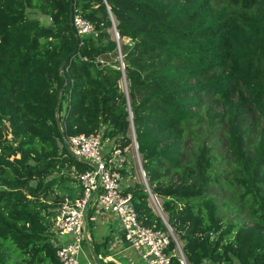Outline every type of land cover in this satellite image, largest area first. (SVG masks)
<instances>
[{"label":"trees","instance_id":"1","mask_svg":"<svg viewBox=\"0 0 264 264\" xmlns=\"http://www.w3.org/2000/svg\"><path fill=\"white\" fill-rule=\"evenodd\" d=\"M71 11L96 35L77 36ZM113 24L123 69L102 60ZM101 128L106 151L134 131L147 185L125 190L142 225L171 228L186 264H264V0H0V264H59L55 187L75 181L77 195L75 172L91 168L63 142ZM222 177L241 221L224 222L210 193ZM167 252L180 264L173 240Z\"/></svg>","mask_w":264,"mask_h":264},{"label":"built area","instance_id":"2","mask_svg":"<svg viewBox=\"0 0 264 264\" xmlns=\"http://www.w3.org/2000/svg\"><path fill=\"white\" fill-rule=\"evenodd\" d=\"M72 25L79 37L96 35L93 25L78 12L72 15ZM103 131L101 128L94 134H81L66 138L63 142L68 144L78 161L90 162L93 166L90 165L91 168L83 172H75L79 193L73 197L64 196L56 208L52 244L56 248L59 264H97L94 260L80 263L79 256L82 253L83 240L89 242L92 251L88 223L95 221L101 214L114 215L119 220L129 248L147 264H169L170 253L167 249L170 240L175 242L180 264H186L171 228L166 224V230L142 225L131 204V193L125 190L128 185L124 186L122 180L126 175V180L132 176V159L128 149L132 147L135 150L134 143L123 150L113 144L109 151H106L108 146L103 138ZM140 173L144 179L141 169ZM150 196L156 199L155 196ZM61 238H66V241H61ZM104 259L111 260L110 257ZM102 264L105 263L102 261Z\"/></svg>","mask_w":264,"mask_h":264},{"label":"rangeland","instance_id":"3","mask_svg":"<svg viewBox=\"0 0 264 264\" xmlns=\"http://www.w3.org/2000/svg\"><path fill=\"white\" fill-rule=\"evenodd\" d=\"M38 17L42 24H48L49 21L45 16L39 15ZM110 34L117 43V49L114 53L103 57L102 60L105 62L114 64L115 66L120 67V69H122V65H121L122 64L121 63V58H122L121 48L123 45L122 40L120 38H118V40L116 39L115 32L113 29H111ZM119 85L123 92L127 91V82L124 76L119 81ZM211 133H212L211 146H212L214 153L217 154L218 156H224L227 148L224 142L222 141L223 138H222L221 132L218 129H216L215 126H213L211 129ZM128 154L130 155V158L132 159V163L130 161L131 163L130 167H132V176L131 178L126 180V176H127L126 175L125 178L122 180L123 185H128V184H131L132 182H138V183L144 184V179L141 176L140 168H139L140 156L136 153V151L132 147L128 149ZM215 169L221 170L222 167H220V165H217V163L215 162ZM69 183L71 185H75V181L64 180L57 187H55V191L59 195H62V196L69 195L70 189L69 187L66 186V184L69 185ZM228 191L229 190L227 188L226 180L224 177L221 178L220 185L212 186V188L210 189V193L213 194V196L216 198V201L219 205V209H220L221 216L223 217V221L226 223H230V221H237V220L241 221L242 218L247 217V211L243 207L241 211L238 212L237 204L235 200L232 197H230V193ZM70 196L72 197L74 195L70 193ZM148 201H149V204L152 210L158 216L162 217L164 222H166V215L162 211L160 198L156 197L155 199L149 196ZM90 223H92L90 225L92 227V225L96 224L97 221L90 222ZM114 224H117L120 228L119 220L117 218H115L114 221L109 219L108 225L110 229H112ZM102 229L103 228L101 227L99 222L96 224L95 228L93 227L92 229L90 228L91 235H92V243L95 245V248H96L95 251L97 252V250H99V256H100L101 261H103L105 264H116V261H111V260L105 261L104 254L108 252L110 256L113 257L115 260L121 259V261H123L124 264H129L130 262H128L129 259L126 256V254L128 255V253H131V259L134 261V264H147L145 260L139 259L140 257L132 249H131L132 252L131 251H129L128 253L124 252L123 255L121 254L122 256L120 254L118 255L117 253H115L112 249H109V248L104 249L103 242L105 238L103 237ZM61 241H66V239L61 238ZM92 255L93 254L91 252L89 242L85 241L82 245V253L79 256V262L84 263L90 258H93V260L95 261V258Z\"/></svg>","mask_w":264,"mask_h":264},{"label":"crops","instance_id":"4","mask_svg":"<svg viewBox=\"0 0 264 264\" xmlns=\"http://www.w3.org/2000/svg\"><path fill=\"white\" fill-rule=\"evenodd\" d=\"M70 193L72 195H74L75 192H74V190H72ZM115 218L116 217L114 215L101 214L98 217V219H97V223L99 222V224L103 228L102 229L103 237L104 238H108L107 243L104 245V249H106V248L112 249L118 255L119 254L120 255L121 254L123 255L124 252L125 253H128L129 251L132 252L131 248H129L127 242L125 241V239L123 237L121 228H119V226L117 224H114V226L112 227V229H110V227L108 225L109 219H111L112 221H114ZM96 224L92 225V227L95 228ZM91 243H92V237H91ZM94 253H95V255H96L97 259H98V262L97 261H95V262L97 264H102V261L100 260V256H99V250H97V252L94 251ZM104 255H105V257H110L111 258V261H116V264H124L123 261H121V259L115 260L113 257L110 256V254L108 252H106ZM104 255H103V257H104ZM128 255L126 254V256L129 259L128 262H130L129 264H134V261L131 259V253H128ZM88 260L89 261L90 260L92 261L93 258H90Z\"/></svg>","mask_w":264,"mask_h":264},{"label":"water","instance_id":"5","mask_svg":"<svg viewBox=\"0 0 264 264\" xmlns=\"http://www.w3.org/2000/svg\"><path fill=\"white\" fill-rule=\"evenodd\" d=\"M72 15H73V13H72V11L70 12V21H72ZM112 29L114 30V32H115V37H116V39L118 40V33H117V31H116V28H115V25L113 24L112 25ZM121 63H122V58H121ZM122 69H123V63H122ZM60 70H62V66L60 67ZM61 91V90H60ZM126 94H127V91L125 92ZM57 108H58V104H57V106H56ZM56 119H57V121H59V118H58V112H56ZM60 126V125H59ZM133 133H134V131H133ZM134 137H133V139H134V146H135V151H136V153L138 152L137 151V143H136V139H135V134L133 135ZM65 145V148L67 149V151L70 153V155H72L73 156V154L71 153V151H70V149H69V146H68V144H64ZM74 157V156H73ZM75 158V157H74ZM86 163H88L89 165H92L93 166V164L92 163H90V162H86ZM141 167V166H140ZM141 170H142V172H143V169H142V167H141ZM146 185H147V183H146V181L144 182ZM34 185H36V182H34ZM162 218V217H161ZM163 220V219H162ZM92 252V256L95 258V261H97L98 262V259H97V257H96V255H95V253H94V251L92 250L91 251Z\"/></svg>","mask_w":264,"mask_h":264},{"label":"clouds","instance_id":"6","mask_svg":"<svg viewBox=\"0 0 264 264\" xmlns=\"http://www.w3.org/2000/svg\"><path fill=\"white\" fill-rule=\"evenodd\" d=\"M119 37V36H118ZM122 65V64H121ZM134 135V133H133V130H131V136H132V143H134V139H133V136ZM132 145V144H131ZM137 154H138V152H137ZM139 155V154H138ZM140 166H141V162H140ZM141 169V168H140ZM142 171V170H141ZM143 173H144V171H143ZM146 181V179H145V174H144V182ZM145 184V183H144ZM129 185V184H128ZM124 186H127V185H124ZM150 194L151 193H149V196H150ZM151 195H153V194H151ZM154 196V195H153ZM156 197V196H155ZM98 219V218H97ZM97 219L95 220V221H97ZM163 219V218H162ZM91 246H92V243H91ZM92 250H93V248H92Z\"/></svg>","mask_w":264,"mask_h":264}]
</instances>
